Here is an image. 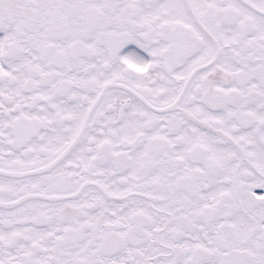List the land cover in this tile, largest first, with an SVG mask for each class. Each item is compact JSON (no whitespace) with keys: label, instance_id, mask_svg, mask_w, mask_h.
I'll use <instances>...</instances> for the list:
<instances>
[{"label":"snow or ice","instance_id":"snow-or-ice-1","mask_svg":"<svg viewBox=\"0 0 264 264\" xmlns=\"http://www.w3.org/2000/svg\"><path fill=\"white\" fill-rule=\"evenodd\" d=\"M0 264H264V0H0Z\"/></svg>","mask_w":264,"mask_h":264}]
</instances>
